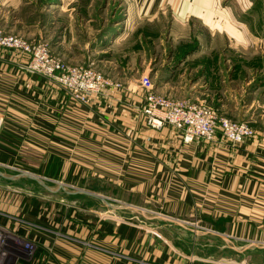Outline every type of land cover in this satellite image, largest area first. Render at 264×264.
I'll list each match as a JSON object with an SVG mask.
<instances>
[{
	"label": "crops",
	"instance_id": "0c3cea01",
	"mask_svg": "<svg viewBox=\"0 0 264 264\" xmlns=\"http://www.w3.org/2000/svg\"><path fill=\"white\" fill-rule=\"evenodd\" d=\"M220 2L0 0L4 32L47 40L53 54L72 64L97 62L121 85L82 104L27 73L25 54L0 52V165L65 182L73 194L95 198L117 215L78 218L68 212L49 230L48 214L23 213L41 225L28 231L39 245L37 264H221L199 255L202 238L210 237L217 249L225 246L212 237L245 242L228 244L237 253L256 247L246 238L263 240L264 112L252 110L254 98L245 101L243 95L252 80L245 77L253 75V61L264 52L237 54L247 52L251 37L233 5ZM166 13L171 21L165 42L173 49L164 48L167 58L159 69L157 28ZM195 25L208 36L199 37ZM183 44L189 46L185 52ZM221 44L227 57L218 51ZM232 59L244 60V68L237 72L227 64ZM113 61L120 67L102 64ZM145 75L155 94L211 103L222 116L248 120L255 136L238 145L220 133L214 141L184 143L174 128H150L139 110ZM236 77H244L245 86ZM127 210L139 220H122ZM171 236L180 242L173 244Z\"/></svg>",
	"mask_w": 264,
	"mask_h": 264
},
{
	"label": "rangeland",
	"instance_id": "374dc122",
	"mask_svg": "<svg viewBox=\"0 0 264 264\" xmlns=\"http://www.w3.org/2000/svg\"><path fill=\"white\" fill-rule=\"evenodd\" d=\"M220 4H221V7L227 6L228 4L233 5L234 7L233 10H236L235 11L236 20L246 23V26L248 28L245 30L246 32H248L249 36L251 37L250 39L251 44L249 43L247 52L238 51L237 54H239V52L249 53V54H256V53L264 52V0H221ZM170 21H171L170 14L166 13L163 16V18H161L160 20L161 25L163 26H158L157 28V31H158L157 54L158 55L156 57V60H157L156 63H159V65H157L159 69L161 68L163 61L165 62L167 58V54H166L167 52L164 51V48H166L168 52H171V50L173 49L172 42H169V43L165 42V37H166L165 33L167 31V28H165V24L166 22H170ZM191 25L193 26V24ZM194 28L199 31V34H200L199 37L203 38L204 36H208L206 35V32L204 31V29L200 27L199 25H195ZM40 42L49 45V49L51 50L50 42H48L47 40L45 41L42 40ZM159 42L163 43V46L159 45ZM31 43H39V42H31ZM180 48L181 50L180 49L179 50L181 52H185L188 50L189 46L188 44H185V45L183 44L182 47ZM241 49H244V48H241ZM218 51L222 55H225V56L230 55L228 51H226L225 49V44H221L220 50ZM232 52L234 51L232 50ZM232 52L231 54H233ZM51 53H53L52 50H51ZM55 56H58V55H55ZM58 57L62 59V57L60 56ZM66 62L71 65H81V66L91 65L94 68H96L98 71H100L102 74H104L107 78L113 79L115 82H117L116 79L113 78V76H111L110 73L107 70H105V68L100 67L97 64V62L96 63L88 62L85 64H72L68 61ZM127 63L128 62H124V61L122 62L123 65ZM102 64H105L108 66L120 67L118 63L114 61L111 64H108L106 62H102ZM227 64H229L230 66L232 65V68L234 66V68H236V71L238 72L239 69L244 68L246 63L244 62V60L237 59V61H234L232 59V60H227ZM252 67H253V75L252 76L246 75L245 77V79H252L251 85L248 86V88L246 89V93H244L243 98L245 101L247 100L250 101L252 98H254V102L252 103V110L256 112L261 111L262 113L264 112V58L254 60ZM226 69H227V66H226ZM236 80H237L236 84L238 85L243 84V86H245L244 77H241L240 79L236 77ZM248 94H250V96H248ZM183 99H187V98H183ZM207 104L209 106L212 105L211 103H210L211 105L209 103ZM211 107L217 112V114L220 117H227L233 121L235 120V119L228 117V115L227 116L220 115L217 109L213 105ZM240 121L247 122L251 127L252 126L254 127V125L251 124L248 120H240ZM22 174H26V173L22 171L9 169V168H6L0 165V214H3V213L8 214V217L5 218V221L8 222L7 225H8L9 230L12 232L13 235H15L19 243H21L24 246H27L29 249H32L33 251V254L31 255L32 259L37 254L39 245L33 241V239L31 238V234H29L28 231L38 226L41 227V225L36 223L34 218H33L34 220H31L32 219L31 216H28L22 213V208L24 206V203L27 200H29V203H32L33 200L41 201L42 207L44 208V210L48 211V219L50 222L46 223L48 227H45V228L49 230L51 227H54L56 220L58 218H61V215L58 213L59 211H57L55 207L56 205L58 207L59 206L58 204H60L63 207V215H62L63 218L64 217L68 218L67 216L68 212H73V211L79 214V216H83V217L85 216L87 218H94L95 217L94 214L96 215L104 214V215H108L109 217L117 216L116 213L109 212L107 210V207L104 204H102V202H100L99 200L86 196L84 194H73L72 189H68L67 184L65 182L44 181L46 186L49 187L51 190H56V189L60 190L58 192H53L51 190H48L45 186H43L36 180L27 178V177H19V175H22ZM4 175L9 177L10 179L6 178ZM11 177H15V178H11ZM62 187H65L66 190L62 189ZM117 206L123 207L125 206V204H118ZM122 213L123 214H121L120 216L118 215L119 217H121L122 220H128V221L130 220L138 221L139 220L138 214H135L133 211L127 210ZM150 215H156V214H150ZM3 218L4 217L0 216V220L1 219L3 220ZM139 222L143 224L142 219H140ZM183 226H186L187 229H190V228L192 229L191 226H188V225H183ZM174 228L179 230V228L181 227L174 226ZM198 228H196L198 231H200L201 229H205L201 224L198 225ZM181 238H185V237H181ZM209 238L208 237H205V239L202 238L203 240L202 244L204 246H203V249L199 251V255L201 257H204L206 259H218L216 260L217 263L221 262V264H234V263L237 264L242 261H247L250 264H264V248H260V246H264V238L263 240H260L261 238L259 237L256 239L254 237L246 238L247 240L251 239L252 241L251 244L253 245L254 243L258 245V248H259L257 249L255 247L252 251L248 253H237L231 247L228 248V244L230 245V242L233 243L234 246L239 245V244L245 245V242L244 243L237 242L231 238L229 239V237H227V240L229 241H227L226 238H222V236L212 237L213 240L220 241L221 246H225L221 249H217L211 246L212 241H210ZM168 239L172 240L173 244L175 243V241L180 242L181 240L180 237L178 236H175L174 238L173 236H171ZM26 262H28V260L24 258H20L18 264H25Z\"/></svg>",
	"mask_w": 264,
	"mask_h": 264
},
{
	"label": "built area",
	"instance_id": "2783aa9c",
	"mask_svg": "<svg viewBox=\"0 0 264 264\" xmlns=\"http://www.w3.org/2000/svg\"><path fill=\"white\" fill-rule=\"evenodd\" d=\"M11 51L28 56L23 69L53 84L77 102L86 104L94 95H103L109 88L121 85L107 78L93 66L71 65L51 53L49 45L31 43L23 37L8 34L0 29V52ZM140 85L144 89V100L139 107L147 125L155 130L174 128L184 143L197 139L214 141L218 135L230 145H238L255 136L253 128L244 121H233L220 117L205 101L172 99L155 94L154 84L148 75L142 76ZM4 116L0 115V130ZM0 264H18L20 258L32 260V249L19 243L9 230L5 218L0 214ZM31 256V257H30Z\"/></svg>",
	"mask_w": 264,
	"mask_h": 264
},
{
	"label": "trees",
	"instance_id": "16d2710c",
	"mask_svg": "<svg viewBox=\"0 0 264 264\" xmlns=\"http://www.w3.org/2000/svg\"><path fill=\"white\" fill-rule=\"evenodd\" d=\"M59 207V206H58ZM22 213H30L31 215L33 216H41V217H47V214H48V211L47 210H44L43 207H42V203L41 201L39 200H33L32 203H29V200H27L25 203H24V206L22 208ZM60 215H61V218H58L57 220H60L62 219V215H63V208L60 209V211L58 212ZM70 215L67 214V216ZM79 215V214H77ZM75 217H77L75 215ZM78 218H81V216H78ZM104 224H108L107 222H103ZM122 227H120L119 231L121 230ZM39 251L37 252V254L34 256V258L32 259V263L30 264H35L38 259H39ZM37 264V263H36Z\"/></svg>",
	"mask_w": 264,
	"mask_h": 264
},
{
	"label": "water",
	"instance_id": "95a60500",
	"mask_svg": "<svg viewBox=\"0 0 264 264\" xmlns=\"http://www.w3.org/2000/svg\"><path fill=\"white\" fill-rule=\"evenodd\" d=\"M2 173V172H1ZM3 174V173H2ZM5 176V175H4ZM19 177H28V178H31L33 180H36L38 181L40 184H42L43 186H45L48 190H51L49 187L46 186V184L44 183V180L40 179L39 177L33 175V174H22V175H19ZM63 189H65V187H62ZM103 199V198H101ZM254 246L258 247V245L254 244Z\"/></svg>",
	"mask_w": 264,
	"mask_h": 264
}]
</instances>
